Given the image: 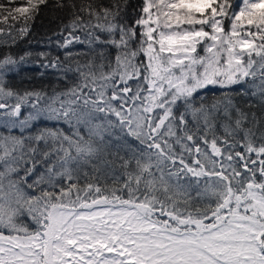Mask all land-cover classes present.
<instances>
[{"label":"snow or ice","instance_id":"1","mask_svg":"<svg viewBox=\"0 0 264 264\" xmlns=\"http://www.w3.org/2000/svg\"><path fill=\"white\" fill-rule=\"evenodd\" d=\"M42 8L69 15L58 47L89 52L36 54L68 82L51 93L8 85L31 52L0 54V122L21 131L0 135V264H264V117L234 102L264 107V0H0V44ZM74 55L89 58L72 67ZM210 86L222 94L209 102ZM44 121L55 126L23 135ZM117 132L143 151L120 157L111 188L79 187ZM181 172L206 178L195 197Z\"/></svg>","mask_w":264,"mask_h":264},{"label":"trees","instance_id":"2","mask_svg":"<svg viewBox=\"0 0 264 264\" xmlns=\"http://www.w3.org/2000/svg\"><path fill=\"white\" fill-rule=\"evenodd\" d=\"M140 2L141 0H129L132 8H135ZM77 3H79V0H77ZM131 10L132 9L130 8L129 11L131 12ZM68 19L69 15L66 11L53 13L50 8H42L41 14L37 15L36 18L31 22L30 31L26 36H24L22 39H19L14 45H11L10 47L8 45L0 44V54L11 52V54L17 57L23 55L25 52H31L33 54L28 62H30V64H35L34 66H31V68L21 67L20 69L8 74L7 81L10 87L21 92L23 90L44 89L51 93L53 87L58 86L57 90H62L68 86V82L57 79V77L60 76L59 72L50 73L49 71L51 69L43 68L39 63L35 62L37 60L36 54L40 52L48 53L52 58L59 57L61 61H64L65 51L72 52L73 54L89 52V46L87 44L74 43L69 45L67 49H62L57 46L56 40L58 37L54 35V33L59 32L61 23H67ZM19 26L20 25L18 23L17 27ZM78 34L82 36L81 33ZM0 38L8 39L10 42V38L7 36ZM106 51L110 53L112 57H114L116 54L114 48H108ZM87 58L89 57H85L83 55H74L73 61H70L69 63H71L72 67H75L76 60H79L80 63H84ZM69 77L72 83H75L78 79L74 73H69ZM233 91L234 93H238L239 86H234ZM201 94L204 95L205 93L202 92ZM221 94L222 90L216 87L209 88V91L206 93V95L209 97V102L211 97H219ZM234 102L250 114L254 112L257 118L264 117V107L259 104L258 98L251 96L243 97L239 94H236L234 95ZM249 103L254 106L248 107ZM217 134L222 135V129L217 128ZM107 139L108 138H106V140ZM201 147H203V145H201ZM238 150L243 151V149ZM141 151H143V146L140 145L139 141L136 139L131 141L128 139L127 135L120 136V139L111 138L110 146L105 147L98 157L93 158L92 160V164L97 165V167L100 169V172L96 174V178L94 180L84 177L85 182L83 181L84 184H79V187L83 188L87 183L92 182L94 186H100L101 188L107 186L111 188L113 186L111 170L115 169V175H120L123 171V169L119 167V165L123 162L120 157L128 159L134 154H139ZM253 157L254 159L256 158L254 154ZM185 158H187L186 160L188 161V156H185ZM106 161H111V164H106ZM176 166H179L178 162L175 166L169 165L172 171L177 170ZM85 170L89 172L90 177L93 175V169L91 165L86 166ZM181 174L182 173H180L179 177H182ZM101 175L106 176V179H100ZM122 178L123 177H121V179ZM175 180L176 177H173V181ZM190 183L193 184L194 182L191 181ZM195 187L196 191L202 190V187ZM190 194L192 197H195L196 195L195 192H190ZM125 198H127L126 195ZM208 202L209 201L207 199L193 201L195 206L200 207H203Z\"/></svg>","mask_w":264,"mask_h":264},{"label":"rangeland","instance_id":"3","mask_svg":"<svg viewBox=\"0 0 264 264\" xmlns=\"http://www.w3.org/2000/svg\"><path fill=\"white\" fill-rule=\"evenodd\" d=\"M114 58V57H113ZM35 64H30V62H27V63H25V64H21L19 67H18V69H20L21 67H24V68H27V67H30L31 68V66H34ZM49 69H51L49 72L50 73H52V72H54V73H57V72H59V70L58 69H53V68H49ZM58 70V71H57ZM47 72H48V70H47ZM60 73V72H59ZM61 74V73H60ZM130 83V85L134 88L135 87V83H134V81H130L129 82ZM213 86H210V88H212ZM110 94V93H109ZM8 103H15V100L13 99V100H11V101H8ZM182 110V109H181ZM0 111H4L3 109H0ZM23 111V110H22ZM24 114H26V112L24 113ZM0 119H3V118H0ZM113 119H115V117H113ZM44 126H48V127H53V126H55V122H53V121H44V122H36L30 129H28V130H26L24 133H23V135H28V134H30V133H35L39 128H42V127H44ZM61 127H65L66 128V125H61ZM201 134H203L202 132H201ZM0 135H2V136H8V135H15V136H20L21 135V131H20V129L19 128H16V129H9L4 123H2V122H0ZM117 135H119V136H124V135H121V134H119L118 132H117ZM128 136V135H127ZM85 138L87 139V135H85ZM209 138H210V136H209ZM128 139L129 140H131V141H133V140H135L134 139V137H131V136H128ZM175 150H176V153H177V162L179 163V154H180V152H181V149H180V147L179 146H175ZM184 156H188V161L186 160L187 158H185V162L186 163H188L189 165H191V160H192V158L193 157H191V156H189L187 153H184ZM262 158H264V157H262ZM253 159H254V157H253ZM181 166L179 165V166H176V169H179ZM37 171L39 172V171H42V166H37ZM182 173V172H181ZM21 175H23V173L21 172L20 173ZM182 175V177H179V181L182 183V184H189L191 181H193L194 183L193 184H191L192 185V189H191V193H196V187L195 186H199V187H202V189H203V187H204V184H205V180H206V178H204V177H201V178H199V184H197V178H195V177H191V174H188V176H185L183 173L181 174ZM35 177L33 176V177H31L30 178V182H31V179H34ZM192 179V180H191ZM94 180V179H93ZM83 181H84V177L83 176H81V179H80V181H79V184L81 185V184H84L83 183ZM85 182V181H84ZM121 183L123 182V178L121 179V181H120ZM90 183H92V182H90ZM195 189V190H194ZM81 195L83 196L84 195V193L82 192L81 193ZM90 199H91V197H90Z\"/></svg>","mask_w":264,"mask_h":264}]
</instances>
